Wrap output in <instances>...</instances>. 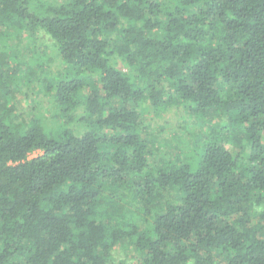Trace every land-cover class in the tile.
Segmentation results:
<instances>
[{
  "label": "trees",
  "instance_id": "16d2710c",
  "mask_svg": "<svg viewBox=\"0 0 264 264\" xmlns=\"http://www.w3.org/2000/svg\"><path fill=\"white\" fill-rule=\"evenodd\" d=\"M119 250L264 264V0H0V264Z\"/></svg>",
  "mask_w": 264,
  "mask_h": 264
},
{
  "label": "rangeland",
  "instance_id": "374dc122",
  "mask_svg": "<svg viewBox=\"0 0 264 264\" xmlns=\"http://www.w3.org/2000/svg\"><path fill=\"white\" fill-rule=\"evenodd\" d=\"M42 3H46L49 5H56V4H62L64 0H40ZM50 46L51 45V41L48 38V36H46L45 34L41 33L40 34V39L38 40V44L36 46L37 50H39V52L44 51L46 53V59H48V57H50L48 59L47 62H49V70L51 75H59L60 74V70L61 68L57 67L56 63H58L57 58L55 57V54L53 53V51L51 50ZM48 56V57H47ZM117 68L120 70L125 71L124 67L118 63ZM42 102V101H41ZM45 105V109L47 110L46 112V117L50 120V121H54V119L59 120L58 117H54V113L51 111L49 106H46L47 103L44 102ZM177 117H172V119L168 120V125L163 124V122H154L155 125L154 127H156L155 132L157 133V136L155 138L158 139V143H159V149L161 152L163 153H173L174 152V142H173V138H175L176 134L174 132V130H176V126L178 125V120H179V114L176 115ZM166 117V116H165ZM179 117V118H178ZM148 121V119H146ZM164 126L161 127V126ZM182 125V124H181ZM158 132H160L158 134ZM244 151L241 152V155L243 156V158H246L249 149L247 148L246 145L243 146ZM236 153V152H235ZM38 152H34L32 153V155L30 156V158H34L38 155ZM114 259L115 260H124L126 261L127 264H135V255L132 252H128V251H116L115 255H114Z\"/></svg>",
  "mask_w": 264,
  "mask_h": 264
}]
</instances>
